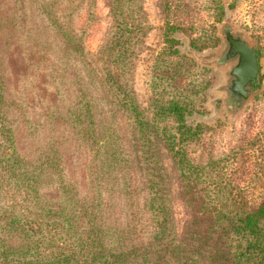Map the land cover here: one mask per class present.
I'll return each mask as SVG.
<instances>
[{"label": "trees", "instance_id": "obj_1", "mask_svg": "<svg viewBox=\"0 0 264 264\" xmlns=\"http://www.w3.org/2000/svg\"><path fill=\"white\" fill-rule=\"evenodd\" d=\"M108 1L111 28L92 53L85 36L93 0H0V264H264V195L250 207L229 201L224 189L198 187L203 166L187 155L185 144L204 128L190 121L200 112L208 76L193 75L166 97L155 93L146 117L131 85L149 30L143 2ZM209 6L220 19L221 1ZM176 30L165 21L164 42L173 56L179 53ZM190 42L203 49L212 40ZM12 56L33 69L24 75H44L47 84L69 79L71 93L59 84L58 92L43 96L53 126L45 141L37 136L26 145L19 138L21 128L32 129L7 86ZM176 72L162 82L171 84ZM58 127L87 152L84 191L66 170L70 141L56 135ZM160 146L170 154L190 210L180 236Z\"/></svg>", "mask_w": 264, "mask_h": 264}, {"label": "rangeland", "instance_id": "obj_2", "mask_svg": "<svg viewBox=\"0 0 264 264\" xmlns=\"http://www.w3.org/2000/svg\"><path fill=\"white\" fill-rule=\"evenodd\" d=\"M209 1L142 0L149 30L135 61L131 85L138 107L149 117L151 99L155 93L166 97L174 88H183L193 75L204 73L208 76L200 112L191 116L190 121L193 124L199 122L204 128L199 136L185 144L187 155L203 166L200 171L203 182L198 187L224 189L229 201L234 198L236 202L251 207L264 195V0H220L223 9L218 20L217 11L209 6ZM93 4L94 19L87 24L85 36L86 47L92 53L111 28L109 1L93 0ZM79 17L82 24L85 12ZM165 21L178 29L172 34L179 41L176 45L179 53L175 56L168 54L170 47L164 42ZM224 27H230L233 32L252 41L261 59V85H254L252 98L239 109L228 98V66L207 61L210 56L224 51ZM196 37H208L212 42L203 49L193 48L190 39ZM6 66L7 86L21 100L19 107L24 109V122L32 129L27 134L26 126L25 130L21 128V142L26 145L29 141L37 143V136L45 141L52 135L53 126L44 116L43 96L58 92L59 84H62L63 92L71 93L69 79L64 83L47 84L44 75H24L23 70L30 72L33 69L28 68L27 64L23 67L18 56L9 57ZM177 69L178 76L171 84L162 82L163 77L175 75ZM120 129L129 148L132 143L129 129L123 122ZM56 135L61 140L70 141L64 146L63 161L68 174L77 180L84 191L87 152L69 139L63 127L56 128ZM160 155L170 192L174 231L180 236L185 222L190 218V210L179 195L181 182L169 152L160 146Z\"/></svg>", "mask_w": 264, "mask_h": 264}, {"label": "water", "instance_id": "obj_3", "mask_svg": "<svg viewBox=\"0 0 264 264\" xmlns=\"http://www.w3.org/2000/svg\"><path fill=\"white\" fill-rule=\"evenodd\" d=\"M222 34L226 43L224 51L210 56L207 61L228 66L230 103L239 109L254 93L258 75L256 47L252 41L233 32L230 27H224Z\"/></svg>", "mask_w": 264, "mask_h": 264}, {"label": "flooded vegetation", "instance_id": "obj_4", "mask_svg": "<svg viewBox=\"0 0 264 264\" xmlns=\"http://www.w3.org/2000/svg\"><path fill=\"white\" fill-rule=\"evenodd\" d=\"M257 60H258V58H257ZM228 96V95H227ZM229 98V97H228Z\"/></svg>", "mask_w": 264, "mask_h": 264}]
</instances>
